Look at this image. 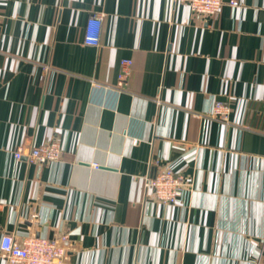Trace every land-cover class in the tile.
Instances as JSON below:
<instances>
[{
	"label": "crops",
	"instance_id": "obj_1",
	"mask_svg": "<svg viewBox=\"0 0 264 264\" xmlns=\"http://www.w3.org/2000/svg\"><path fill=\"white\" fill-rule=\"evenodd\" d=\"M237 1L199 19L186 0H0V240L66 235L65 264H256L264 0ZM51 140L58 163L13 158ZM157 158L187 206L146 202Z\"/></svg>",
	"mask_w": 264,
	"mask_h": 264
},
{
	"label": "built area",
	"instance_id": "obj_2",
	"mask_svg": "<svg viewBox=\"0 0 264 264\" xmlns=\"http://www.w3.org/2000/svg\"><path fill=\"white\" fill-rule=\"evenodd\" d=\"M189 11L199 19L210 18L219 13L225 4L231 8H240L237 0H186ZM101 14L91 15L84 26L82 43L86 46L97 47L100 41ZM129 65V62H122ZM126 72L119 75V86L126 80ZM211 116L222 121L227 120L229 108L216 102L209 112ZM64 154V146L56 140L48 141L40 146L23 150L21 147L13 152L15 160L24 158L27 162L38 167L46 164L58 163ZM152 171L144 178V194L146 202H155L168 206H187L192 193V183L180 173H176L169 166L162 164L157 158L151 163ZM97 168V166H95ZM67 236L56 239H42L29 237L15 240L10 235H3L0 240V257L9 264H65ZM264 256V234L261 236V248L256 264Z\"/></svg>",
	"mask_w": 264,
	"mask_h": 264
}]
</instances>
